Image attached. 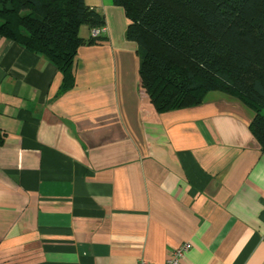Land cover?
I'll return each mask as SVG.
<instances>
[{
    "label": "crops",
    "instance_id": "1",
    "mask_svg": "<svg viewBox=\"0 0 264 264\" xmlns=\"http://www.w3.org/2000/svg\"><path fill=\"white\" fill-rule=\"evenodd\" d=\"M74 84L0 36V264H264V153L253 112L219 91L159 113L112 0ZM91 28L82 25L87 39Z\"/></svg>",
    "mask_w": 264,
    "mask_h": 264
},
{
    "label": "trees",
    "instance_id": "2",
    "mask_svg": "<svg viewBox=\"0 0 264 264\" xmlns=\"http://www.w3.org/2000/svg\"><path fill=\"white\" fill-rule=\"evenodd\" d=\"M137 45L140 86L159 112L201 104L207 93L230 95L253 112L249 128L264 153V0H112ZM85 0H0V36L45 56L74 84L78 49L104 36Z\"/></svg>",
    "mask_w": 264,
    "mask_h": 264
},
{
    "label": "built area",
    "instance_id": "3",
    "mask_svg": "<svg viewBox=\"0 0 264 264\" xmlns=\"http://www.w3.org/2000/svg\"><path fill=\"white\" fill-rule=\"evenodd\" d=\"M105 33V27H95L91 29V35L94 37L103 35ZM191 247L189 242H184L179 244L172 253L165 259L163 264H179L181 259L183 258L185 252ZM136 264H151L145 258H139L136 261Z\"/></svg>",
    "mask_w": 264,
    "mask_h": 264
}]
</instances>
